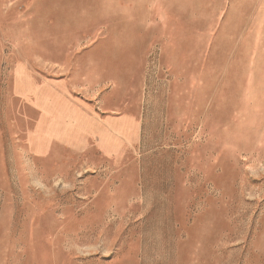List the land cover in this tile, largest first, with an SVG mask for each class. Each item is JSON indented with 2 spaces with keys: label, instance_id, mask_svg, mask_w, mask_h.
<instances>
[{
  "label": "rangeland",
  "instance_id": "obj_1",
  "mask_svg": "<svg viewBox=\"0 0 264 264\" xmlns=\"http://www.w3.org/2000/svg\"><path fill=\"white\" fill-rule=\"evenodd\" d=\"M0 264H264V0H0Z\"/></svg>",
  "mask_w": 264,
  "mask_h": 264
},
{
  "label": "crops",
  "instance_id": "obj_2",
  "mask_svg": "<svg viewBox=\"0 0 264 264\" xmlns=\"http://www.w3.org/2000/svg\"><path fill=\"white\" fill-rule=\"evenodd\" d=\"M105 68H106V66H104ZM104 105V104H103ZM105 106V105H104ZM104 106H102V107H104ZM75 112H77V118H78V121H79V123H80V125H82L83 123H88L89 121H96L95 120V118L93 117V116H90V115H88L86 112H84L83 110H81V109H76L75 110ZM74 115H75V113H74ZM71 119H74V116H72L71 115ZM94 125V124H93ZM103 125H108V124H103ZM102 129H98V128H94L93 129V134H90L89 133V136H93L96 140H98L99 142V144H100V142H101V140L103 139L102 137L103 136H101V134L100 133H96V131L97 132H99V131H101L102 130V132L104 133V138L106 139V136H107V134H106V132H107V130L105 129V127L103 128V127H101ZM120 133H122L121 131H118V133H117V136H119V134Z\"/></svg>",
  "mask_w": 264,
  "mask_h": 264
}]
</instances>
